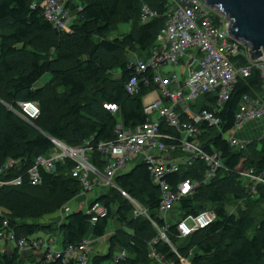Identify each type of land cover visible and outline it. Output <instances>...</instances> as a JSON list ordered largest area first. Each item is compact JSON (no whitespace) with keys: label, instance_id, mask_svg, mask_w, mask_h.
<instances>
[{"label":"trees","instance_id":"obj_1","mask_svg":"<svg viewBox=\"0 0 264 264\" xmlns=\"http://www.w3.org/2000/svg\"><path fill=\"white\" fill-rule=\"evenodd\" d=\"M42 1L0 0V168L12 158L17 165L9 170L6 178L23 176L21 185L0 189L3 210L0 231L10 229L17 237L25 236L28 241L53 227L51 223L38 222L40 216L59 210L64 202H70L81 191L80 183L71 176L73 163L70 160L58 164L55 173L41 170L40 185L28 182L27 170L37 157L52 152L55 147L52 139L74 147L86 141L96 144L114 140L119 122L131 128L145 123L142 98L148 89L141 84L137 95L127 93L125 84L132 76V69L128 67L126 53L147 55L163 26L167 2L75 0L82 9L71 32H65L54 29L44 19L39 6ZM34 2L37 4L32 7ZM143 4L157 11L159 17L142 22ZM118 23L135 24V27L122 37L110 39L108 36ZM42 47L52 48L55 55L50 57L40 51ZM233 60L239 64L246 62L242 55ZM47 72L52 76L51 81L38 86ZM55 88H62L64 92L57 95ZM261 90L258 71L248 78L238 77L219 112L223 121L221 129L206 124L201 126L205 148L219 150L228 171L220 170L194 194L180 198L172 212L179 217L211 210L216 219L208 227L179 238L176 228L179 218L176 221L167 219L169 243L161 240L158 228H162L165 221L156 216L160 189L153 183L146 165L140 163L118 175L116 183L148 209L158 228L145 216L134 218L129 201L120 191L110 189L96 198L107 206L106 217L92 224L91 217L78 210L68 213L64 221L58 223L54 229L61 237V246L77 244L88 235L97 239L104 237L110 219L114 218L120 227L108 236L106 252L91 255V264H157L149 255L150 245L175 264H181L179 257L189 259L191 264H264V219L256 222L249 211V204L264 200V186H259L256 196L251 198L246 183L234 171L243 157L247 167L264 171V140L252 141L245 151L233 152L223 137V132L233 126L234 112L242 96H254ZM21 101L38 103L40 116L27 120L18 114ZM105 104L117 105L118 111L112 113ZM161 129L175 142L178 140L176 129L164 126ZM92 162L99 169L104 166L96 151ZM204 168V163L197 161L189 169L168 175V182L175 189L180 180L200 178ZM233 206L239 208L237 212H231ZM180 239L183 244L177 246ZM118 250H123L125 256L116 260L115 251ZM0 264L25 263L18 248L14 247L9 252L0 250Z\"/></svg>","mask_w":264,"mask_h":264},{"label":"built area","instance_id":"obj_2","mask_svg":"<svg viewBox=\"0 0 264 264\" xmlns=\"http://www.w3.org/2000/svg\"><path fill=\"white\" fill-rule=\"evenodd\" d=\"M36 4L34 2L32 7ZM39 6L44 19L54 29L65 32H71L72 24L82 9L81 4H76V12H73L71 0H43ZM165 8L163 26L156 36L154 46L147 55H137L128 62L132 76L125 84L127 93L130 96L137 95L141 84L148 89L142 98L143 112L147 117L145 123L131 128L119 122L114 140L99 141L96 144L86 141L74 147L54 139L55 154L37 157L26 172L28 182L37 186L42 183L41 170L55 173L58 164L72 161L70 173L80 183L81 191L60 209V223L68 213L78 210L88 214L92 224L106 217L107 206L96 198L110 189H116L131 204L134 218L145 216L157 227L148 209L122 191L116 183L118 175L143 163L153 183L160 189V206L156 216L163 218L165 225L157 228L160 239L169 243L166 236L170 226L167 214L175 209L179 199L194 194L202 184L215 178L220 170L228 171L223 164L221 152L215 148L210 151L205 148L201 126L206 124L207 127L221 129L223 121L219 112L229 99L237 78H248L254 71H258L262 90L254 96H242L234 112L233 126L223 132V137L233 152L245 151L250 142L264 140V56L252 60L251 46L241 39L233 38L228 31L229 19L218 9L208 6L205 0H167ZM210 9L217 13L216 20ZM157 17V11H152L146 4L142 5V22ZM215 22L219 24L218 27ZM240 55L246 60L243 64L233 60ZM200 95H205V101L198 108L196 100ZM18 107L17 113L27 120H35L40 116L41 108L36 102L21 101ZM105 107L112 113L118 111L115 104H105ZM162 126L176 129L178 140L175 142L170 135L162 132ZM95 151L104 162L102 169L92 162ZM197 161L205 165L200 178L180 180L174 189L168 182V175L183 168L189 169ZM16 165L17 161L9 158L0 168V189L22 184L21 175L14 179L5 176ZM234 171L246 183L247 192L254 198L258 187L264 186V171L247 167L245 157L241 158ZM96 187L103 190L94 199L85 204L78 201V197L93 192ZM215 219L211 210L179 216L176 222L178 236L186 238L205 229ZM98 240L88 235L77 244H68L65 248L59 244L56 249L53 246L56 242L50 236L28 241L25 236L17 237L12 230L4 229L0 231V250L5 251V248L12 246L24 252L38 246L44 248V264L54 261L61 264H91L94 244ZM172 250L178 255L175 248ZM149 255L157 264H175L152 245ZM124 256L125 252L120 250L115 258L118 260ZM179 260L181 264H191L189 259L179 257Z\"/></svg>","mask_w":264,"mask_h":264},{"label":"rangeland","instance_id":"obj_3","mask_svg":"<svg viewBox=\"0 0 264 264\" xmlns=\"http://www.w3.org/2000/svg\"><path fill=\"white\" fill-rule=\"evenodd\" d=\"M76 4H80L78 3V1H75L73 0L72 1V8H73V12H76L75 11V6ZM210 13L212 14L214 20H216L217 18V13H215L213 10H209ZM137 26V24H136ZM215 26L218 27L219 24L217 22H215ZM135 27V24H132V25H128V24H116L114 26V29L112 30V32L110 33V35L108 36L110 39L112 38H115V37H122L124 36L126 33H128L130 30H132L133 28ZM40 51L42 52H45L47 55H49L50 57H53L55 55L54 53V50L50 47H42L39 49ZM189 53H194L193 51H189ZM137 56V54L135 52H128L126 53V59L128 60V62L132 61L135 59V57ZM120 75H115V77H119ZM51 74L49 72L45 73L39 80L38 82V86H44L46 85L47 83H49L51 81ZM56 92L57 95H61L63 92H64V89L62 88H55L54 90V93ZM201 97L199 99L196 100V103L198 105V108L201 107L202 103L205 101V95H200ZM55 154L54 152V149L52 150V152H50L49 155L53 156ZM103 189L99 188V187H96V189L85 195V196H81V197H78V201H80L82 204H85V203H88L90 202L92 199H94L97 194L99 192H101ZM69 204V202H64L63 203V206ZM62 206V207H63ZM249 207L251 208L249 211H250V214L251 216L254 217L255 221L256 222H259L261 219H264V200L256 203V204H249ZM61 209V208H60ZM59 210L55 211L54 213H50V214H47V215H42L40 216L37 221L42 223V224H53V227L52 228H48V229H45L44 232H40L41 234H43L42 236L43 237H46V236H50V238L56 242L57 244H60L61 243V237L60 235H58L57 232H55V229L57 226H58V223L60 224V222L58 221L59 218H60V215H59ZM239 208L233 206L231 208V212H237ZM244 209V208H243ZM178 215L176 213H173V212H169L167 214V219L168 220H172V221H176L178 220ZM120 225L118 224V222L113 218V219H110L109 221V226L106 230V234L104 237H102V239H100V242L97 241V243L95 244V252L92 254V255H96L97 253H100V252H106L107 251V238H108V234H110V232H113L115 231L117 228H119ZM252 233V231L250 232ZM249 233V234H250ZM39 234V233H38ZM183 244V240L180 239L176 242V245L179 246ZM56 249L58 248L57 246L53 245ZM12 250V248L10 249ZM9 250V251H10ZM43 252L44 250L41 249L39 250L37 256L35 257V259H32V260H29V262L26 260V257L28 256H23V260H24V263L25 264H44L42 261H40V258H42L43 256ZM120 254V251H115V256H118ZM31 257H29L30 259Z\"/></svg>","mask_w":264,"mask_h":264},{"label":"water","instance_id":"obj_4","mask_svg":"<svg viewBox=\"0 0 264 264\" xmlns=\"http://www.w3.org/2000/svg\"><path fill=\"white\" fill-rule=\"evenodd\" d=\"M229 19V34L251 46L250 58L264 56V0H205ZM54 141V139H52Z\"/></svg>","mask_w":264,"mask_h":264},{"label":"crops","instance_id":"obj_5","mask_svg":"<svg viewBox=\"0 0 264 264\" xmlns=\"http://www.w3.org/2000/svg\"><path fill=\"white\" fill-rule=\"evenodd\" d=\"M73 206L75 207L76 205L75 204H73ZM43 234H41V233H39L36 237H41ZM35 237V238H36ZM102 239V238H101ZM99 242H100V239L98 240ZM56 246L57 245H59V244H55ZM61 245V244H60ZM58 248H59V246H57ZM12 248V246L11 247H9V248H5V251H7V252H9V250ZM107 248V247H106ZM41 249H43L44 250V248L43 247H31V248H29L27 251H24V252H20V254H21V256L23 257V256H28V257H26V260L29 262V260H32V259H35V257L37 256V254H38V252H39V250H41ZM95 252V244H94V251L92 252V253H94ZM105 252V251H104ZM103 252V253H104ZM29 257H31L30 259H29ZM40 261H41V258H40Z\"/></svg>","mask_w":264,"mask_h":264}]
</instances>
